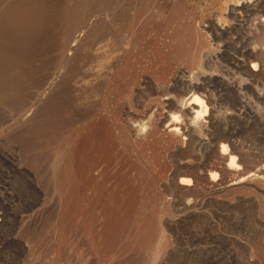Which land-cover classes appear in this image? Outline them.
Returning a JSON list of instances; mask_svg holds the SVG:
<instances>
[{
  "label": "rangeland",
  "instance_id": "rangeland-1",
  "mask_svg": "<svg viewBox=\"0 0 264 264\" xmlns=\"http://www.w3.org/2000/svg\"><path fill=\"white\" fill-rule=\"evenodd\" d=\"M136 1L0 0V264H264V188L213 192L210 175L218 174L217 183L234 177L219 159L221 143L228 139L229 151L235 147L245 157L242 168L254 171L264 165V70L256 77L235 68L229 58L245 57L228 45L225 58L205 73L227 78L246 104L236 105L221 78L204 80V94L213 99L219 123L182 151L176 149L178 136L166 127L176 111L160 95L146 96L151 88L143 85L145 76L168 81L159 64L163 51L189 63L190 38L201 40L202 47L214 45L209 50L218 53L228 37L220 25L231 29L230 38L245 34L247 45L264 39L258 27L264 0L257 11L242 15L231 13L232 4L245 0ZM141 3L150 5V13ZM167 3L182 11L177 16L179 23L184 18L182 38L176 22L156 34L143 27L149 16L162 18L166 11L159 9ZM142 13L149 16L143 19ZM252 28L263 33L250 34ZM135 37H140L137 42ZM124 39L129 48H123ZM97 47L101 53L94 55ZM95 64L109 70L114 65V72L101 68L96 75ZM198 67H192L196 79L205 76ZM139 84L145 89L136 97L132 92ZM169 91L173 104L190 96L185 86L172 85ZM103 116L120 136L122 144H114L115 149L99 122ZM133 123L143 126L142 135L134 134ZM78 140L84 142L83 153L87 150L81 153L84 158L75 156ZM105 174L109 188L102 191Z\"/></svg>",
  "mask_w": 264,
  "mask_h": 264
},
{
  "label": "bare ground",
  "instance_id": "bare-ground-1",
  "mask_svg": "<svg viewBox=\"0 0 264 264\" xmlns=\"http://www.w3.org/2000/svg\"><path fill=\"white\" fill-rule=\"evenodd\" d=\"M134 1H136V0H134ZM262 0H245V1H236V3H235V5H233L232 4V6H234V8L231 10V13H236V14H240L239 12H241V11H246V12H248V10L250 11V9L252 10H256L257 11V9H259V7H258V5H259V3L261 2ZM137 2V1H136ZM235 2V1H234ZM138 3V2H137ZM132 4H134V2L132 3ZM136 4V3H135ZM143 3H141V5H142ZM159 4V3H158ZM168 4L169 3H167V5H164V6H162L161 8L162 9H159L160 11L162 10V11H166V14L162 17V18H155V17H153V16H149V15H144V14H147V13H142L143 15H142V17H143V19H146L148 16V18H147V22H145V23H142V24H144L143 25V27H144V29L147 31V32H149V33H158V32H160V29H162V28H165L164 26H167V25H170L171 24V26H172V23H177V25H178V27H176V32L177 33H179V37H180V35L182 34L183 35V33L181 32L182 31V27L183 26H185V25H183V19H181V17L179 18V20H182V21H180V23L178 22V18H177V16L179 17V16H181L180 14H181V9H179V7H178V4L176 5H171V6H168ZM128 5H129V3H128ZM138 5H140V3L138 4ZM133 6H136V5H133ZM143 6L145 7V8H149L150 7V5L148 6L147 4H143ZM132 7V6H131ZM138 7H140V6H138ZM129 8V7H128ZM133 8V7H132ZM135 8H137V7H135ZM144 8V9H145ZM140 9V8H139ZM139 9L137 10V11H139ZM146 9V10H147ZM150 9V8H149ZM148 9V10H149ZM127 10H129V9H127ZM147 10V11H148ZM161 11V12H162ZM131 12V11H130ZM129 12V14L131 15V13ZM163 12V13H164ZM126 13H128V12H126ZM149 13H150V10H149ZM151 13H153V11H151ZM241 13H243V12H241ZM138 14H139V12H138ZM155 14V13H154ZM162 14V13H161ZM244 14V13H243ZM123 15V14H122ZM126 15V14H125ZM133 15V14H132ZM150 15H152V14H150ZM157 15V14H156ZM240 15H242V14H240ZM140 16V15H139ZM144 17H146V18H144ZM237 17V16H236ZM240 17V16H239ZM121 18H122V16H121ZM139 18V17H138ZM232 18V17H231ZM241 18V17H240ZM117 19V18H116ZM135 19V18H134ZM140 19V18H139ZM138 19V20H139ZM186 19V18H185ZM119 19H117V21L116 22H119L118 21ZM123 20H124V18H123ZM122 20V21H123ZM132 20H133V18H132ZM131 20V21H132ZM137 20V19H136ZM142 20V19H141ZM245 20V19H244ZM243 20V21H244ZM115 21H113V22H115ZM125 21V20H124ZM127 21V20H126ZM143 21V20H142ZM211 21V20H210ZM209 21V22H210ZM128 22V21H127ZM130 22V21H129ZM128 22V23H129ZM212 22V21H211ZM131 23H133V22H131ZM134 23H135V20H134ZM184 23H188V22H184ZM234 23H236V22H234ZM116 24H118V23H116ZM125 24H127V23H125ZM130 24V23H129ZM138 24H141V22L140 23H138ZM215 24V23H214ZM214 24L212 25V26H214ZM221 24V23H220ZM114 25V24H113ZM119 25V24H118ZM124 25V24H123ZM211 25H209L210 27H211ZM227 25V24H226ZM235 25V24H234ZM259 26V29H261V30H263L264 31V19L263 20H261L260 21V23L258 24ZM121 26V25H120ZM130 26H132V25H130ZM174 26H176V25H174ZM239 26H242V24L241 25H239ZM125 27V26H124ZM134 27V26H133ZM138 27V26H137ZM141 28H142V26H140ZM168 27V26H167ZM208 27V26H207ZM225 26H219V28H221V30L222 31H224V34L226 35V36H228L227 37V39H226V45H224V44H222V45H220L221 46V50H219V52L217 53V51L216 52H214L213 51V53H212V51L211 50H209V49H211V47L213 46L214 47V45H212L211 47H209V48H207L206 47V45H203V47H202V45H201V43H200V41H198V42H196L195 43V41L196 40H194L193 41V38H190V41H191V45H193L194 47H193V54H192V60L190 61L191 62V64H192V66L189 64V63H185L184 61H181L180 59H178V58H180V57H177V55L175 56V55H173L174 53H172V51L171 52H166V54H164V52L165 51H163V54L160 56V60H162L161 62H159V64L161 63V65L164 67V70H165V72H164V74L165 73H167L168 74V81H161L160 79H151L150 77H148V76H145L144 77V80H143V85L144 84H146L147 85V87L146 88H148L149 87V85H150V87L149 88H151L149 91L150 92H147L146 93V96H154V95H160L161 97H163V100H164V103H165V105L169 108V109H171V110H175L176 111V113H177V116H175L173 119H171V120H169L168 122H167V125H166V127L170 130V131H172V132H174L177 136H178V141H177V143H176V149L177 150H180V151H182V150H185L189 145H190V143L193 141V139L194 138H200L201 137V135H203V133L205 132V131H208V130H210L211 128H213L216 124H218L219 122V120H218V114H217V109H216V106L214 105V103L212 102L213 101V99L211 100V96L209 97V96H207L206 94H204V90H205V84L206 83H204L203 81L205 80V81H209V79H212V78H214V77H219V75L217 74V73H211V74H207V73H205L206 71H205V69L207 68V67H210L213 63H215V61L217 60V62H220L219 61V59H221V58H223L224 56H225V52H227L228 51V45H230L231 46V44H234V46L236 47L235 49H238L241 53H242V55L245 57L244 59H239V58H237V56H233V57H231V58H229V59H231V64L232 65H234V67L235 68H238V69H240V70H242V71H244V72H246V74L248 75V76H258L259 74H261L262 72H263V70H264V59H263V55H264V39H261V40H257V41H254L253 42V46H252V44L250 45V43L247 45L246 43H245V39L247 38V36H245V34H243L242 32H237V37H234V36H232L231 38L229 37L230 35H231V29L229 30V29H225L224 28ZM126 28H129V26L127 27L126 26ZM125 28V29H126ZM170 27H168V29H169ZM186 28H187V26H186ZM217 28H218V26H217ZM239 28V27H238ZM243 28V27H242ZM124 29V30H125ZM131 29H132V27H131ZM135 29V28H134ZM133 29V30H134ZM137 29V28H136ZM143 29V28H142ZM193 29V28H192ZM186 30V29H185ZM191 30V29H190ZM256 30H258V28H252V29H250V31H249V33L251 34L253 31H256ZM261 30H259L260 32H262ZM113 31V30H112ZM131 31V30H130ZM136 31V30H135ZM213 31V30H212ZM217 31H218V29H217ZM259 31L257 32L256 31V34L259 36V35H261L260 33H259ZM115 32V31H114ZM129 32V31H128ZM133 32V31H132ZM141 32V31H140ZM184 32V31H183ZM113 33V32H112ZM142 33V32H141ZM144 34H146L145 32H143ZM197 33V32H196ZM109 34H111V33H109ZM108 34V35H109ZM121 34H123V33H119V35H121ZM126 34V33H125ZM186 34V33H185ZM190 34V33H189ZM188 34V35H189ZM193 34V33H192ZM236 34V33H235ZM235 34H233V35H235ZM131 35V34H130ZM151 35V34H150ZM178 35V34H177ZM114 36H115V34H114ZM118 36V35H117ZM141 36V35H140ZM149 36V35H148ZM155 36V35H154ZM171 36V35H170ZM173 36V35H172ZM184 36V35H183ZM186 36H187V34H186ZM184 37L183 39H185V38H187V37ZM110 37H112V36H110ZM131 38H132V35L130 36ZM130 37H128V38H130ZM147 37V36H146ZM189 37V36H188ZM192 37V36H191ZM224 37V36H223ZM113 38V37H112ZM125 38H126V36H125ZM134 38V37H133ZM140 38V37H139ZM139 38H136L135 37V41L138 39L139 40ZM141 38H143L142 36H141ZM149 38V37H148ZM147 38V39H148ZM176 38V37H175ZM180 38H182V37H180ZM222 38V37H221ZM109 39V38H108ZM147 39H145V40H147ZM179 39V38H178ZM178 39H176L177 40V42L179 41ZM187 39H189V38H187ZM205 39V38H204ZM218 39V38H217ZM111 39H109L108 41L109 42H111L110 41ZM116 40H118L117 38H116ZM126 39H124V41H125ZM133 40V39H132ZM141 40V39H140ZM151 40V39H150ZM186 40V39H185ZM94 41H95V39H94ZM121 41V40H120ZM123 41V42H124ZM154 41V40H153ZM180 41H183V40H180ZM127 41H125V43H126ZM133 42V41H132ZM137 42V41H136ZM135 42V43H136ZM176 42V41H175ZM215 42H217V41H215ZM96 43H98L97 42V40H96ZM130 42H129V40H128V42H127V44H124L123 45V48H127V46H128V44H129ZM162 43V42H161ZM172 43H173V41H172ZM183 42H180V45L182 44ZM209 43V42H208ZM114 44V43H113ZM116 44V43H115ZM119 44V43H118ZM134 44V43H133ZM138 44V43H137ZM139 44H140V42H139ZM154 44H156V43H154ZM154 44H153V46H154ZM163 44V43H162ZM166 44V43H165ZM168 44V43H167ZM184 44V43H183ZM189 44V43H188ZM204 44H206V43H204ZM106 45V44H105ZM107 45H109L110 46V44H107ZM161 45V44H160ZM131 46V45H130ZM144 46V45H143ZM161 46H164V44L163 45H161ZM167 46V45H166ZM165 46V47H166ZM173 46H175L174 44H173ZM205 46V47H204ZM219 46V45H218ZM102 47V46H101ZM101 47H100V49H101ZM108 47V46H107ZM107 47H105V48H102L103 49V51L105 50V49H107ZM170 47V46H169ZM109 48V47H108ZM112 48V47H111ZM114 48V47H113ZM128 48H129V46H128ZM132 48H133V46H132ZM145 48V47H144ZM153 48V47H152ZM160 48V47H159ZM158 48V49H159ZM190 48H192V46L190 47ZM101 49V50H102ZM138 49V48H137ZM137 49H136V51H137ZM141 49V48H140ZM163 49H165L164 47H163ZM181 49H183V47L182 48H180V51H181ZM95 51H97L96 53H94V51H92L93 53H94V55H98V53H101V51H99V48L97 47V48H95L94 49ZM113 50V49H112ZM112 50H110V51H112ZM115 50V49H114ZM113 50V51H114ZM119 50L120 49H118V52H119ZM139 50V49H138ZM167 50V49H166ZM230 50V49H229ZM109 51V50H108ZM107 51V52H108ZM115 51H117V50H115ZM134 51V50H133ZM133 51H131V52H133ZM182 51H184V50H182ZM186 51V50H185ZM185 51H184V54H185ZM140 52V51H139ZM174 52V51H173ZM176 52H178V51H176ZM191 52V51H190ZM237 52V51H236ZM114 53H116L115 55H114V57L116 56V55H118L119 53H117V52H114ZM113 53V54H114ZM130 53V52H129ZM138 53V52H137ZM140 53H142V52H140ZM147 53V52H146ZM231 53V52H230ZM103 54V53H102ZM107 54V53H106ZM109 54V53H108ZM122 54V53H121ZM143 54V53H142ZM179 54H180V52H179ZM186 54L187 55H190V54H188L187 52H186ZM185 54V55H186ZM229 54V53H228ZM92 55V54H91ZM104 55V54H103ZM103 55H100L99 54V56L101 57V56H103ZM128 55V57H130L129 56V54H127ZM133 55V54H132ZM139 55V54H138ZM111 56H112V54H111ZM110 55H108V58H107V60H112L113 58L111 57ZM119 57L121 56L120 54L118 55ZM117 56V57H118ZM126 56V55H125ZM137 56V55H136ZM143 56V55H142ZM142 56H140L141 58H142ZM146 56V55H145ZM156 56H157V54H156ZM155 56V57H156ZM176 57V63H175V66H173V60L175 61V57ZM184 56V55H183ZM183 56H182V58H183ZM92 57H93V55H92ZM96 57V56H95ZM100 57H98L97 56V58H96V60L98 59H100V61H101V58ZM104 57V56H103ZM106 57H107V55H106ZM118 57V58H119ZM122 57V56H121ZM127 57V58H128ZM158 57V56H157ZM187 57H190V56H187ZM133 57H131V59H132ZM136 58V57H135ZM134 58V59H135ZM140 58V59H141ZM191 58V57H190ZM225 58V57H224ZM121 59V58H120ZM155 59V58H154ZM184 59V58H183ZM187 59V58H186ZM228 59V60H229ZM94 60V59H93ZM114 60V59H113ZM130 60V59H129ZM188 60V59H187ZM224 60H226V59H224ZM105 62H106V59L104 60ZM104 61H103V64H104ZM135 61H139V60H135ZM135 61H134V63H135ZM156 61V60H155ZM95 61H93V63H94ZM98 62V61H97ZM108 62V61H107ZM112 62L113 61H111V64H112ZM120 62V61H119ZM122 62H124V61H122ZM121 62V63H122ZM127 62V61H126ZM125 62V63H126ZM140 62V61H139ZM216 62V63H217ZM78 63V62H77ZM115 63H116V61H115ZM133 63V62H132ZM156 63V62H155ZM158 63V62H157ZM227 63H228V61H227ZM108 64V63H107ZM110 64V63H109ZM230 64V65H231ZM77 65V64H76ZM79 65H81V63L79 62ZM94 65V64H93ZM96 66L94 67L95 68V70L93 69V66H92V68H90L91 70H94V73L97 75L98 73H99V75H101L100 74V72L99 71H101V72H103L104 70H109V69H104L103 67H102V64L101 65H99V64H95ZM116 65V64H115ZM119 66H120V64H118ZM122 65V64H121ZM158 65V64H157ZM156 64L154 65V66H157ZM229 65V66H230ZM90 66V67H91ZM108 66V65H107ZM118 66V67H119ZM123 66V65H122ZM125 66V65H124ZM193 66H199V67H201V69H202V71H200V72H203L204 73V75L205 76H203L202 78H200L199 77V79H196L195 78V73H194V71H192V67ZM79 67V66H78ZM78 67H77V69H78ZM110 67V66H109ZM108 67V68H109ZM116 67H117V65H116ZM130 67V66H129ZM134 67V66H133ZM132 66L130 67V68H133ZM137 67H139V66H137ZM174 67V69H172ZM198 67V68H199ZM101 68L102 69H104L103 71L101 70ZM107 68V67H106ZM112 68H114V65H113V67ZM112 68H110V70L112 69ZM126 68V67H125ZM128 68V67H127ZM126 68V69H127ZM151 68V67H150ZM157 68V67H156ZM197 68V67H196ZM76 69V70H77ZM125 69V70H126ZM140 69V68H139ZM148 69V68H147ZM155 69V68H154ZM78 70H80V69H78ZM109 70V71H110ZM121 71H122V74H121V72L120 71H118L117 70V72H120V74L121 75H124V73H125V71H124V69L122 70V68L120 69ZM132 70V69H131ZM149 70H151V69H149ZM163 70V69H162ZM161 70V71H162ZM195 70V69H194ZM197 70V69H196ZM200 70V69H199ZM224 70V69H223ZM114 72V69L113 70H111V72L110 73H113ZM134 71V70H133ZM153 71V70H152ZM155 71V70H154ZM198 71V70H197ZM196 71V72H197ZM216 71V70H215ZM108 72V71H107ZM107 72H104V74L105 73H107ZM129 72V71H128ZM128 72L126 73V74H128ZM135 72V71H134ZM141 72H142V70H141ZM145 72V71H144ZM200 72H199V76H201L200 75ZM222 72V71H221ZM92 74H93V71L91 72ZM90 73V74H91ZM109 73V74H110ZM115 73H116V71H115ZM143 73V72H142ZM141 73V74H142ZM158 72H156V74H157ZM227 73V72H226ZM229 73V72H228ZM91 74V75H92ZM109 74H107V75H109ZM132 74V73H131ZM136 74V73H135ZM140 74V75H141ZM145 74V73H144ZM224 74V73H223ZM95 75V76H96ZM119 75V74H118ZM120 75V76H121ZM163 75V74H162ZM166 75V74H165ZM197 75H198V73H197ZM104 76V75H103ZM120 76H118V77H120ZM126 76H128V75H125V77ZM132 76V75H131ZM151 76V75H150ZM158 76V75H157ZM92 77H94V76H92ZM109 78H110V76H108ZM130 77V76H129ZM133 77H135V78H137L136 76H133ZM133 77H131V80L133 79ZM141 77V76H140ZM161 77V76H160ZM95 78V77H94ZM101 78V77H100ZM134 78V79H135ZM162 78V77H161ZM219 78H221L222 80V83H223V86L225 87H229L230 89H231V92L233 93V95L235 96V99H236V105H238L239 107H244V105L246 104L245 102H244V100H243V97H242V93L238 90V88H235V87H233L232 86V84L227 80V78L226 79H224V78H222V76L221 77H219ZM218 78V79H219ZM95 79H97V78H95ZM98 79H99V77H98ZM108 79V78H107ZM125 79V78H124ZM127 79V78H126ZM163 79V78H162ZM120 80V79H119ZM91 81V80H90ZM125 82H127V80H124ZM135 82H137V80H134ZM134 81H133V83H134ZM114 81H112V83H113ZM116 82V81H115ZM114 82V83H115ZM119 82V81H118ZM118 82H117V84H118ZM140 82V81H139ZM138 82V83H139ZM142 82V81H141ZM120 83V82H119ZM123 83V82H122ZM122 83H120V84H122ZM130 83V82H129ZM149 84V85H148ZM112 85V84H111ZM114 85V84H113ZM135 85V84H134ZM141 84H139V86H137V87H134V89H133V92H132V94H134L136 97L137 96H139L140 94H142L143 92H144V86H140ZM176 86V87H181V86H185V87H188L189 89H190V91H189V93L188 94H190V96L188 97V98H185V99H182V100H180L179 101V104L177 103V104H173V96H174V94H170V86ZM244 85V84H243ZM121 87V86H120ZM127 88H129V87H127ZM242 88V87H241ZM115 89V88H114ZM125 89H126V86H125ZM173 89V88H172ZM176 89V88H175ZM207 89V88H206ZM100 90V89H99ZM118 90H124V89H118ZM118 90H117V92H118ZM174 90V89H173ZM229 90V89H228ZM95 91H97V92H99L98 91V88H97V90H95ZM95 91H94V94H95ZM116 91V90H115ZM206 91V90H205ZM79 92V91H78ZM121 92H123V91H121ZM121 92H118V93H121ZM124 92H126V91H124ZM207 92V91H206ZM209 92V91H208ZM113 93V92H112ZM98 94V93H97ZM125 94V93H124ZM208 94V93H207ZM114 95V94H113ZM134 95H132V96H134ZM209 95H210V93H209ZM119 96H123V95H119ZM83 97V96H82ZM86 97V95L83 97V98H85ZM115 97V96H114ZM91 98V97H90ZM133 98H135V97H133ZM141 98H143V96L141 97ZM214 98V97H213ZM77 99V98H76ZM86 99H87V97H86ZM85 99V101H87ZM114 99V98H113ZM137 99V98H136ZM90 100V99H89ZM91 101V100H90ZM89 101V102H90ZM139 101V100H138ZM77 102V101H76ZM92 102V101H91ZM78 103V102H77ZM79 103H80V101H79ZM78 103V104H79ZM88 103V102H87ZM87 103H86V105H84V106H87ZM77 104V105H78ZM80 105L81 104H79V107H80ZM89 105H91V104H89ZM248 105H246V107H245V109L244 110H248L249 109V107H247ZM87 107H89V106H87ZM94 107H95V105H94ZM80 110L82 109V108H79ZM85 109H87V108H85ZM90 110H92V111H94L93 110V107H92V109H90ZM96 110V109H95ZM79 111V110H78ZM87 112L89 113V111H88V109H87ZM243 112V111H242ZM96 113H98L97 111H96ZM90 114V113H89ZM100 114V113H99ZM103 114V113H102ZM91 115V114H90ZM93 115H95V113L93 114ZM92 115V116H93ZM98 115V114H97ZM79 116V115H78ZM88 116V115H87ZM99 116H101V115H99ZM105 116V115H104ZM102 117L101 119H99V122H102L103 124H104V127L105 128H103L105 131H106V136L108 137V139H111V141H112V143H113V147H114V149H115V146H114V144L115 145H117V146H119L120 144H122L121 143V139H120V136H118L116 133H114V130H113V128H112V126L110 125V122H109V120L107 119L108 117L106 116V117ZM81 117V116H80ZM82 118V117H81ZM84 118V117H83ZM91 118V117H90ZM96 118V117H95ZM77 119H80L79 117L77 118ZM97 119V118H96ZM82 120V119H81ZM88 120V119H87ZM95 122V121H94ZM79 123V122H78ZM93 125V124H92ZM91 125V126H92ZM85 126V125H84ZM83 126V127H84ZM132 128H133V132H134V134L135 135H142V132H143V126H141L140 124H132ZM80 129V128H79ZM88 129H90V127L88 128ZM87 129V130H88ZM77 131H78V129H77ZM77 131H75V132H77ZM80 131V130H79ZM82 131V130H81ZM80 131V132H81ZM88 132L90 133V131H87V135H88ZM104 132V131H103ZM82 133V132H81ZM84 134V133H83ZM86 134V133H85ZM81 135V134H80ZM92 135V134H91ZM94 135H96V134H94ZM76 136V135H75ZM84 136V135H83ZM82 136V137H83ZM86 136V135H85ZM78 137V136H77ZM80 137V136H79ZM90 137V136H89ZM91 138V137H90ZM99 138L101 139V134H100V136H99ZM223 138V137H222ZM92 139H93V136H92ZM100 139H98V140H100ZM102 139H104V138H102ZM101 139V140H102ZM201 139V138H200ZM90 140V139H89ZM89 140H87V141H89ZM97 140V141H98ZM82 141H85V139H83ZM96 141V140H95ZM104 141V140H103ZM102 141V142H103ZM106 141V140H105ZM101 142V143H102ZM230 142V140L228 139V140H226V142H222L221 143V150H220V158L219 159H221L222 161H224L225 162V165L227 166V168L228 169H230V170H234V177H232L231 179H229L227 182H225V183H217V177H218V174L216 173V172H213V173H211L210 175H211V177H212V179L214 180V182H215V184H214V186H213V192H215V191H218V192H222V191H224V190H227V189H235V188H243V187H245V186H249V187H254V188H256V189H261V188H264V165H262V166H260L258 169H254V171H251V170H248L247 168H242V163H244V155L240 152V151H238L235 147H232V151H229V145H228V143ZM75 143H77V146H76V151H77V154H75V152H74V154H75V156L76 157H78V158H80L82 155H81V153H83V145L82 144H84V142L83 143H81V140H78L77 142L75 141ZM86 143V142H85ZM97 143V142H96ZM99 143H100V141H99ZM106 143V142H105ZM87 144V143H86ZM90 144V143H89ZM88 145V144H87ZM87 145L86 146H84V148L85 147H87ZM102 145H105L104 144V142H103V144ZM92 146V145H91ZM91 146H89V147H91ZM95 146V145H94ZM93 147V146H92ZM100 147H101V145H100ZM219 147L218 145L217 146H214L213 148L216 150L217 148ZM74 148V147H73ZM104 148V147H103ZM98 149V148H97ZM100 149H102V148H100ZM99 149V150H100ZM90 150V149H89ZM91 150H92V148H91ZM94 150H95V148H94ZM98 150V151H99ZM107 150H109V149H107ZM85 151H87V150H85ZM85 151H84V153H83V155L85 154ZM103 151H104V149H103ZM116 151V150H115ZM109 152H111V151H109ZM108 152V154H113V153H109ZM91 153H93V151L91 152ZM99 153V152H98ZM100 153H102V152H100ZM105 153V152H104ZM103 153V154H104ZM102 154V155H103ZM78 155V156H77ZM86 155V154H85ZM114 155V154H113ZM75 157V158H76ZM93 157H95L96 158V156H94L93 155ZM103 157V156H102ZM81 158H84V156L83 157H81ZM92 159L93 158H91V161L90 162H93L92 161ZM238 159H240V161H241V164H238ZM77 160V159H76ZM79 160V159H78ZM77 160V161H78ZM87 160V159H86ZM90 160V159H89ZM95 160H97V159H95ZM230 160V162H228ZM238 160V161H237ZM80 161V160H79ZM83 161V160H82ZM85 162H87V161H85ZM94 162H96V161H94ZM228 162V163H227ZM88 164H90V163H88ZM95 163H93V165H94ZM97 164V163H96ZM80 166V165H79ZM96 166V165H95ZM78 167V166H77ZM81 168V167H80ZM139 168V167H138ZM78 169V168H77ZM81 170H82V168H81ZM137 170V169H136ZM140 170V169H139ZM77 171V170H76ZM79 171V170H78ZM141 172V171H140ZM76 173H78V172H76ZM81 173V172H80ZM134 173V172H133ZM138 173V172H137ZM118 174V173H117ZM105 175H107V174H105ZM104 175V176H105ZM109 175V174H108ZM105 176V178L103 179V181L101 182V188L102 189H100V188H97V186H96V188L97 189H100V190H102L103 191V189L106 191V190H108V185H107V179H108V177L109 176ZM133 175H135V174H133ZM138 175V174H137ZM79 175H77V177H78ZM103 176V177H104ZM119 176V175H118ZM116 178H117V176H116ZM135 178V177H134ZM110 179V178H109ZM119 180V179H118ZM100 182V181H99ZM188 182H190V180H188V179H181V183L182 184H186V183H188ZM100 184V183H99ZM189 184V183H188ZM99 187H100V185H99ZM115 189H118V188H115ZM116 191V190H115ZM98 192H100V191H98ZM102 193V192H101ZM103 193H107V192H103Z\"/></svg>",
  "mask_w": 264,
  "mask_h": 264
}]
</instances>
